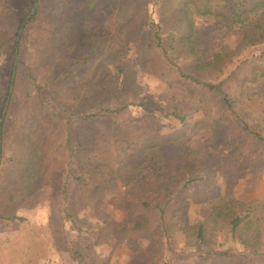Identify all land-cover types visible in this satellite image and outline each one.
<instances>
[{
	"label": "rangeland",
	"instance_id": "rangeland-1",
	"mask_svg": "<svg viewBox=\"0 0 264 264\" xmlns=\"http://www.w3.org/2000/svg\"><path fill=\"white\" fill-rule=\"evenodd\" d=\"M0 0V114L4 104L9 102V110L4 127L3 152L0 162V193L17 191L9 184L11 179L9 156H20L36 147L45 148L43 159H48L50 165L59 163L63 167L66 162L64 137L57 130V126L50 125L45 120L48 114L38 106L36 95L37 86L43 88L47 97V87L55 73L67 74L73 61L85 54L93 46L94 39L99 37L100 45L110 52L112 59L119 58L131 69L130 88L140 97H148L155 103L167 105L168 98L173 96L165 78L158 75L162 71L160 57L154 53L149 40L151 39V22H162L165 31L176 28V37L169 38L168 44L181 46L180 36L187 30L183 16L177 9L183 0H96V4L89 7L86 13L81 6H88L90 0ZM126 1V2H125ZM117 14H111L114 8ZM37 9L40 14L36 20H31ZM35 10L31 18L27 17ZM69 12V13H68ZM67 13L69 28L61 30L64 23L63 15ZM112 15L110 18L109 16ZM127 19V24L121 25ZM25 23V24H24ZM24 24V29L20 30ZM62 25V27H61ZM120 31L126 37L122 46L115 48L119 41L116 34ZM20 34V35H19ZM136 34V35H133ZM251 34L250 28L224 26L215 18L206 17L197 19L195 42L201 62L210 63L213 60L221 65L218 71L201 72L195 68L196 60L186 65L187 72L194 74L200 81L219 82L233 73L242 61L252 53L259 56L264 65V37L259 43L247 44L246 38ZM122 36V33H120ZM20 39L18 40V37ZM133 36H137L133 37ZM143 46L149 48L146 59L150 57V68H155V74L142 69L136 60L137 50ZM18 58L16 61V49ZM176 55V58H179ZM188 66V67H187ZM90 69L84 66L75 67L71 74V85L87 79ZM212 68V67H211ZM243 69V68H242ZM85 70V71H84ZM244 70V69H243ZM84 71V72H83ZM237 84V83H236ZM12 86V91H11ZM12 92L11 100L6 101V93ZM235 91V90H234ZM234 91H231L235 94ZM108 90H91L84 87L81 98L68 105L71 112L82 110L85 113L94 112L100 104L108 103L111 107L121 108L117 95L107 98ZM238 91L236 90V94ZM244 98L241 99L240 109L251 118L255 127L264 123V78L257 83H247L244 89ZM213 103L215 101H212ZM201 100L176 96L172 106L180 105L189 110L186 126L174 116H154L145 112L141 106L131 105L128 112L130 122L138 132L149 123L151 127H159L163 133L175 132L176 129H186L191 123L205 115ZM212 104V103H211ZM172 106L169 107L172 109ZM167 111V110H165ZM214 115L218 107L213 104ZM18 112V125L15 131H10L12 120ZM146 114H149L146 117ZM213 114V113H212ZM169 125V126H168ZM221 134L212 136L210 128H202L197 132L186 135L185 138L162 147L164 164L178 167L182 164L195 166L201 159L203 163L215 173L216 185L208 193L207 201H196L199 196H189L185 205L179 209L174 217V235H159L157 219L153 206H146L143 202L151 200L155 191V179L146 169H136L129 175L121 176L118 184L108 190L101 199L97 209L87 207L78 211L79 224L74 225L71 217H65L64 203L54 190L53 183L37 184L36 196L32 205L19 207L12 204L9 213L22 216L23 220H0V264H194L197 260L196 242L203 250L207 244L216 248H231L238 253V259L231 264H251L247 253L241 245L234 243L222 222L212 215L211 202L221 197L227 191L229 169L234 156V148L224 140L225 129L219 125ZM40 141V142H39ZM45 141L44 148L41 142ZM24 142V143H23ZM28 142V143H27ZM35 144V145H34ZM253 154L260 150L257 145L251 147ZM46 150H49L46 152ZM121 152V151H120ZM122 153V152H121ZM119 154V153H118ZM123 154V153H122ZM120 155V154H119ZM138 159L132 161L133 164ZM13 170L12 173H15ZM66 169L63 167L64 176ZM232 185L231 192L241 201L260 200L264 203V169L243 173ZM55 199L58 201L59 213L56 215ZM31 204V203H30ZM19 207V208H18ZM131 207L134 211L131 213ZM144 213L150 219V226L142 233L137 242L129 241L124 235L128 229L139 227L143 221L132 214ZM109 215L117 224V233L114 236L93 244L94 253H85L84 258L75 257L73 251L55 245V232L61 228L67 231L66 237L80 241L81 235L89 243H93L89 236L94 235L96 227L106 222L103 215ZM18 223V224H17ZM203 224L207 244L196 239V225ZM153 227V228H151ZM90 239V240H89ZM39 245L29 263L22 253H14L20 247ZM72 246V245H71ZM38 254L39 257H36Z\"/></svg>",
	"mask_w": 264,
	"mask_h": 264
},
{
	"label": "trees",
	"instance_id": "trees-1",
	"mask_svg": "<svg viewBox=\"0 0 264 264\" xmlns=\"http://www.w3.org/2000/svg\"><path fill=\"white\" fill-rule=\"evenodd\" d=\"M155 1L159 2L160 0ZM95 4L96 0H90L88 6L83 5L79 9H84L87 13L89 7ZM177 12L183 16L187 25L184 35L179 38L181 46L167 43L169 38L176 37L175 27L166 32L162 22L152 21L150 24L151 39L149 43L162 63V71L157 70V73L166 79L173 93V96L171 95L167 99L169 104L160 105L148 97L138 96L130 88L129 81L133 77L131 69L119 58L112 59L108 54L110 51H106L100 45L99 37L94 39L93 46L83 56L73 61L67 74L60 72L54 74L47 87V97L43 88L37 86L38 106L48 114L45 120L50 125L57 126L58 132L64 137L63 150L66 152V162L63 167L66 169V173L61 176L63 167L59 163L53 166V164L50 165L48 159L40 157L45 154L43 144L45 141L41 142L43 151L35 144V148L29 151V144H27L25 153L20 156H9V160L12 162L11 171H8V174L12 175L9 184L17 191L15 194H13L14 192L0 193V220H7V222L12 219L19 222L23 220L22 216L13 218L9 213L12 209L11 205L16 204L19 207L32 205L37 189V184L33 181L41 179L39 184L53 183L57 198L59 197L64 203L65 217H71L74 225L78 227L77 214L79 210L89 206L97 209L106 192L118 184L123 174H126V178L130 179L129 175L132 171L143 168L148 170L155 179V191L150 194L151 200L143 203L146 206H153L152 208L155 209L159 235H170V238L173 239L174 217L177 211L185 205L189 196H199L200 199L197 198L196 201H207L208 193L216 185V177L213 170L207 167L201 159L195 162V166L165 165L162 147L206 127L211 129L213 137L218 136L221 134L219 126L221 124L225 129L224 140L232 145L235 153L231 161L233 165L229 169L227 191L223 196L211 202L212 215L222 222V226L228 232L231 240L242 246L251 260V264H264V203L260 200L241 201L231 192L232 185L243 173L264 169V123L260 127H255L251 118L239 107L241 99L244 98L245 85L257 83L262 77L264 78V65L259 56L252 53L233 73L219 82L200 81L194 74L186 70V65L191 60H196L195 68L201 72L213 73V71L221 69V65L216 60L206 64L201 62L194 39L197 19L212 17L224 26L249 27L251 34L246 38L247 44L259 43L264 37V0H183ZM114 13L118 15L116 7L111 14ZM39 14L40 9H37L31 20H36ZM68 15L67 13L63 15L64 25L63 27L61 25V30L67 31L69 28ZM109 17L111 18L112 15ZM127 23H129L128 20L124 19L121 25ZM127 36L122 31L116 34V38L120 39L115 42V48L121 47ZM133 37L137 38V36ZM139 47L136 56L139 66L155 74V68H150L151 64H149L153 58L146 59V52L149 48ZM176 55L180 57L176 58ZM79 65L86 67V70L90 69L92 65L94 68L87 71L89 75L86 80L71 85L70 75L75 73L74 68ZM86 86L95 91L98 89L108 90L110 97L107 98L110 99L115 93L118 97L117 101L121 103V108H113L108 102L100 104L92 113L78 110L64 116L62 113L71 112L68 105L81 98L82 91ZM236 90L238 95H235ZM231 91H234L235 94ZM11 96L12 92L8 91L6 101H10ZM176 96L201 100L205 115L195 124L191 123L186 129H176L173 134L163 133L159 127H151L149 124L151 120L138 132L130 119L127 118L129 114L125 110L131 105H138L153 116L155 114L163 117L164 115L174 116L186 126L190 116L189 110L182 109L180 105L172 106L171 103ZM213 104L218 107V112L215 115ZM170 105L172 109L169 107ZM9 106L4 104L0 114L1 152H3L4 127ZM6 107L7 111L5 112ZM17 114L18 112L12 120L11 132L17 128ZM148 116L149 114H146V117ZM255 145L260 150L253 154L254 150L251 147ZM48 151L46 150V152ZM136 159L139 161H135L133 164L132 161ZM13 170H16L15 173H12ZM55 203L54 209L57 215L59 213L57 199H55ZM132 211H134V207H131V213ZM103 215L106 222L96 227L94 235L89 236L91 240H94L92 244L85 240L84 235H81L83 238L80 241L68 239L63 222L62 224L60 222L59 232L54 233L55 245L59 248L66 247L72 250L75 257L79 259L84 258L86 252L94 253L93 244L117 233L115 220L109 215L104 213ZM132 215L142 219L143 223L139 227L128 229L124 235L129 241L137 242L151 224L150 219L142 212ZM196 228V239H200L202 244H207L204 225H196ZM196 243L198 258L194 264H231L238 259V253L231 248L221 249L207 244L206 248L201 250L200 243ZM39 250V245H36L35 250L29 246L25 249L20 247L19 250L13 249L12 251L22 253L30 263L34 252Z\"/></svg>",
	"mask_w": 264,
	"mask_h": 264
},
{
	"label": "water",
	"instance_id": "water-1",
	"mask_svg": "<svg viewBox=\"0 0 264 264\" xmlns=\"http://www.w3.org/2000/svg\"><path fill=\"white\" fill-rule=\"evenodd\" d=\"M38 6V0H35V7H37ZM34 12H35V10H33L32 12H31V14L27 17V19H26V21H25V23L31 18V16L34 14ZM24 23V24H25ZM24 24H23V26H22V28H21V30H20V34L22 33V30L24 29ZM19 34V35H20ZM20 39V36L18 37V40ZM17 58H18V48L16 49V61H17ZM11 91H12V86H11ZM8 104H9V102H7V107H8ZM7 107H6V109H5V112L7 111ZM1 156H2V152L0 151V162H1Z\"/></svg>",
	"mask_w": 264,
	"mask_h": 264
}]
</instances>
